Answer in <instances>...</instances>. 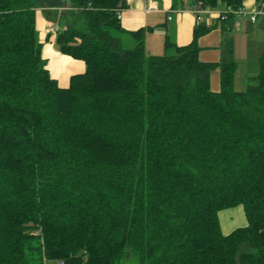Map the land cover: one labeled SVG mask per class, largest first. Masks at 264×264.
<instances>
[{"label":"trees","instance_id":"obj_1","mask_svg":"<svg viewBox=\"0 0 264 264\" xmlns=\"http://www.w3.org/2000/svg\"><path fill=\"white\" fill-rule=\"evenodd\" d=\"M198 3L230 8L221 22L244 8ZM126 7L0 0V264H264V49L239 90L229 35L218 62L199 57L204 23L149 54ZM38 8L60 10L56 45L86 63L68 87L42 55ZM239 205L247 225L225 234L219 213Z\"/></svg>","mask_w":264,"mask_h":264},{"label":"crops","instance_id":"obj_2","mask_svg":"<svg viewBox=\"0 0 264 264\" xmlns=\"http://www.w3.org/2000/svg\"><path fill=\"white\" fill-rule=\"evenodd\" d=\"M193 0H124L127 7L122 11L120 19L122 27L129 33L142 30L146 51L149 54H159L165 51L167 39L178 44L186 45L194 38L195 28L204 23L212 27L203 33L199 39V57L205 62H218L222 59V44L228 35L234 46V59L252 73L259 70V56L264 49V16L252 22L249 15L239 17L236 15L233 22H221L216 12L204 11L203 21L199 22L191 8ZM260 0H244V10L247 14L255 11ZM219 10H216L218 9ZM215 11L226 9L224 5L213 8ZM38 8L36 11V28L38 40L42 43V55L47 59V67L51 75L56 78L59 85L68 87L71 77L86 70V63L71 55L61 52L55 42L56 34L52 32L58 25H63L61 12L57 8ZM169 14L172 19H169ZM51 33V34H50ZM129 45H134V40L128 34ZM241 66V67H242ZM250 71L246 72L247 80ZM254 75L251 76H255ZM211 87L220 89V70L214 69L211 74ZM233 208V207H232ZM229 209V208H228ZM225 210V209H224ZM226 212L221 221V227L228 234L238 227L247 225V218L242 205ZM223 211V210H222ZM219 216L221 218V212ZM233 211V212H231ZM223 218V217H222Z\"/></svg>","mask_w":264,"mask_h":264},{"label":"built area","instance_id":"obj_3","mask_svg":"<svg viewBox=\"0 0 264 264\" xmlns=\"http://www.w3.org/2000/svg\"><path fill=\"white\" fill-rule=\"evenodd\" d=\"M191 10L196 15V18L199 22L203 21L202 13L204 11L216 12L214 14H216L217 18H219L220 20L226 19L227 18V12L231 11L230 8H226V10H223V11H215L213 8H209V7L203 8V7H201V3L193 5ZM235 14L239 17H244L246 15H249L250 20L252 22H255L258 17L264 16V0H262L261 4L258 6V8L250 14H247V12L243 8L236 10ZM121 17H122V12H120L118 14V18L121 19ZM168 18L172 19V15L169 14ZM52 32L56 34L57 30L55 28H53ZM57 264H62V262H58Z\"/></svg>","mask_w":264,"mask_h":264},{"label":"rangeland","instance_id":"obj_4","mask_svg":"<svg viewBox=\"0 0 264 264\" xmlns=\"http://www.w3.org/2000/svg\"><path fill=\"white\" fill-rule=\"evenodd\" d=\"M65 2V1H64ZM64 2H62L63 4V7H60V8H63V9H67V7H64V5H66V3H64ZM216 10H219V8L218 9H216ZM222 20V19H221ZM66 21V20H65ZM65 27V25L63 24V25H58V30H61V29H63ZM126 40H130V39H126ZM153 54H155L156 52H154V50H153V52H152ZM236 61V60H235ZM236 63H237V61H236ZM242 65H240L239 64V67H238V64H237V68H236V72H235V88L236 89H239V90H243V89H245L246 88V85H247V76H246V72H248V71H250L249 73V76H251V75H254V73H256L255 75H257L258 74V72H259V70H257L256 72H254V73H252V70H248V69H246V68H244L243 66L241 67ZM238 207V206H237ZM234 208L235 207H233V208H229V209H225V210H223L222 212H221V218H220V220H222V219H224V217H225V214H226V212H228L229 210H233L234 212L236 211V210H234ZM233 211H231V212H233ZM223 217V218H222ZM126 264H139V261H138V259L137 258H129L128 259V262H126Z\"/></svg>","mask_w":264,"mask_h":264}]
</instances>
